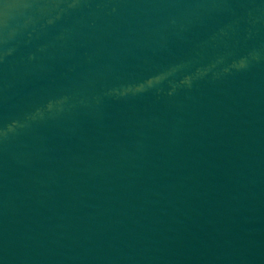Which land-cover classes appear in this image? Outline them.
<instances>
[{
    "label": "water",
    "instance_id": "95a60500",
    "mask_svg": "<svg viewBox=\"0 0 264 264\" xmlns=\"http://www.w3.org/2000/svg\"><path fill=\"white\" fill-rule=\"evenodd\" d=\"M0 264H264V0H0Z\"/></svg>",
    "mask_w": 264,
    "mask_h": 264
}]
</instances>
